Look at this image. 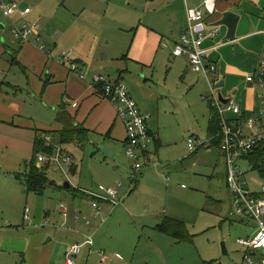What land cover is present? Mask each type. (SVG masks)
<instances>
[{"label":"rangeland","instance_id":"1","mask_svg":"<svg viewBox=\"0 0 264 264\" xmlns=\"http://www.w3.org/2000/svg\"><path fill=\"white\" fill-rule=\"evenodd\" d=\"M149 1L61 0L57 6L43 11L45 17L39 23L40 29L44 33L47 27L49 32L43 36L40 44L46 45L44 49L51 45L47 52H54V55L74 51L73 46L79 45L91 59L90 64H98L100 56H108L109 59H104L105 66L126 68V64L133 58L131 52L137 56L132 47L136 43L139 47L146 40L140 23L148 14L145 4ZM160 16L162 18V14ZM46 19L45 26L43 22ZM15 21L17 25L24 23ZM0 22L12 25L9 17ZM25 23L31 24L27 20ZM9 29L6 27L3 30L10 44L15 46V49H11L14 53H20L25 45L15 37L13 39ZM75 55L76 51L73 52V58ZM11 60L13 63L17 61L15 56ZM175 60L184 59L173 56L172 61ZM17 68L25 75L22 64L17 65ZM97 71L109 75L103 69ZM158 72L160 78L155 82L153 90L160 94L164 91L170 94L165 99L159 97L161 106L151 120L155 126L153 132H157L158 141L159 138L162 140V144L158 145L159 150L154 142L150 146L156 152L158 166L151 163L152 166H146L137 177L132 175L135 173L134 165L124 150H119L117 155L110 158L90 142L78 145L73 141L64 142L61 136L56 137L52 125L57 123L59 113L71 99L67 97L64 106H47L40 101V95L36 97L40 102L35 100L29 104L26 110L29 114H25L34 119L38 127L45 129L39 123L51 126L48 131L53 132L54 145L62 149L70 161L63 163V169L56 171L55 165L52 166L49 178L61 187L58 189L50 185L43 194L26 193L25 185L15 182L14 176L0 179L3 180L0 181V196L3 192H11L17 199V212L20 216L15 222L25 226L17 232L19 235H31L36 230L49 232L52 230L51 225H62L64 217H61L59 209L62 203L71 209L74 204L81 202L85 211L89 209L93 198L85 194L75 195L74 188L97 192L100 185L115 186L123 182L121 195L131 187L133 192L125 197L124 206L120 205L118 212L107 217V232H100L96 236L98 245L103 248L98 250H108L110 255L118 251L124 258L121 260L124 264H244V247L238 240L247 238L256 223L252 220L241 221L234 214L219 148L209 146L211 149L208 150L201 146L209 139L211 87L203 74L191 69V76L183 74L177 67L173 72L172 62L162 68L158 67ZM110 75L117 77L115 73ZM203 92L207 94V99L202 98ZM22 94L28 96L25 90ZM30 127L33 129L35 123ZM193 136L197 138L196 147L199 149L196 151L189 148L188 141ZM33 154L31 149L23 151V154L13 152V156L21 159L22 163L31 159ZM73 164L79 166L76 173L71 171ZM239 165L251 188L263 182L258 171L244 162ZM67 182L72 184L70 190L65 187ZM12 185L15 188H10ZM74 198L78 201L75 202ZM5 199L13 209L14 199ZM3 207L8 214L6 204ZM119 210L122 211L121 215ZM165 217H176L184 221L192 235L190 240L177 241L158 230L157 224ZM1 223L3 219L0 214ZM224 243L228 251L226 254L223 252ZM3 256L11 263L21 261L23 257L13 252Z\"/></svg>","mask_w":264,"mask_h":264},{"label":"crops","instance_id":"2","mask_svg":"<svg viewBox=\"0 0 264 264\" xmlns=\"http://www.w3.org/2000/svg\"><path fill=\"white\" fill-rule=\"evenodd\" d=\"M13 1H17L19 4L14 15V21H23L25 23L27 20L30 23L36 22L39 24L45 17L43 11L57 6L61 0H0V21L5 17L12 19L11 16L5 13L2 4L9 5ZM199 3V0H150L146 3L145 9H147L148 14L140 23L146 40L139 47L137 43L132 47V50H135L137 56L131 52V57L133 58L130 59V63L126 64V68H114L111 65L105 66L104 59H109L108 56H100L102 59L100 58L98 64H90L91 59L88 58V55L84 54L82 47H79V45L73 46L75 47L73 48L74 51L77 53L75 59H77L88 72V77L85 80L81 79L79 75L70 72L66 65H62L58 59L59 54L54 55V52H47L48 48H51V45H49L50 47L47 49H42L41 45L34 37L31 38L30 42L23 43L25 45L23 51L14 53L12 49H15V46L10 44V39L7 38L8 35L3 30L6 29V27L10 28L9 30L13 38V24L7 26V24L0 22L2 26V28H0V179L7 176H14V181L18 184H24L26 188L23 179L28 172V164L31 159H27L22 163L21 159L13 156V152L23 154V151L30 149L33 152L37 137H41V139L46 142V145H48L46 137L50 135L52 136L51 144H55L53 141V132H55L57 137L59 136V132L64 128L84 127L89 132V139L87 142L92 143L95 148H98L96 142L104 143L109 150L114 152V155L111 157L117 155L119 150H124L127 140L126 128L121 119L117 116L116 107L103 96L99 89H96L94 84H92L91 75L100 73V71H97L98 69H103L105 72L109 68L116 69V72H109V75L107 74L110 79H121L126 82L133 97L137 103H139L142 112L148 116V126L152 136L151 144L154 142L156 149H158V145H160V143L162 144V140L160 141L159 138L158 141L157 132L156 134L153 132L152 129H154L155 126L151 123V120L153 114L156 113L161 106L158 100L159 97L161 96L165 99L167 95H170L167 91L160 94L153 90L155 82L160 78L158 67L162 68L167 65V63L171 64L172 62L173 72L175 67H177L181 69L183 74L191 76V65L188 59L186 57H180L185 61L175 60L173 62L172 57L174 56L173 49L175 45L180 42L182 31L187 23V9L189 7H196ZM27 8L30 9V12L28 14H23L24 10ZM230 10L240 15L235 39L227 38L228 26L219 25V34L215 38H206L204 46L209 49L208 55L210 61L218 63L220 80L225 81V85L223 86L224 90H222L221 87L219 88V92L225 100L239 103L243 110L240 116L232 112L226 113V116L229 119L239 117L243 119L249 116L259 118L261 117V104L259 100L260 88L251 82H247V74L257 70L264 48V0H217L215 14L207 15L209 27L218 25L216 22L223 17L225 12ZM161 14L162 18L160 16ZM43 23H45L46 26L47 19ZM45 29L44 33L40 29V41H43V36L45 37L46 33L48 34L49 32L47 27H45ZM102 55H104V52H102ZM13 56L16 57V63H13L11 60ZM82 57L86 60L82 59ZM174 57L178 58V56ZM20 64L25 68L26 77L23 75V72L17 68V65ZM110 73H115L117 77H112ZM23 90L27 91L28 96L22 94ZM40 95L41 100L36 98ZM202 95L207 96L205 92H203ZM66 98L71 99V102L67 100L69 103L66 104L64 102ZM35 100H37L36 102L42 101L47 106L52 104H62L64 106V104H66L65 108L61 110L57 117V123L52 125L53 132L50 130L48 131L51 126L39 123V126L43 125L46 131L42 127L36 126V121L26 115L29 114L28 112L26 113L27 107ZM32 121L35 123L33 129L30 127V125L33 124ZM73 142H76L78 145L87 143H79L74 140ZM208 142L209 139L205 142L204 147L209 150L211 149L209 147L211 145L208 144ZM98 150L100 149L98 148ZM154 151L155 150L152 149L149 150L148 155H150L151 158L156 157V152ZM219 154L224 165L223 173L225 183L230 193L226 178L227 164L225 163L220 147ZM105 156L107 155L105 154ZM240 162H244L249 167L259 172L263 182H258V186L254 187V189L250 187L249 183L248 186L250 190L258 196H264V175L254 167L250 157ZM44 165L45 163H40L37 160L38 167L42 168ZM54 165L57 168L54 162L50 164V168L47 171L48 177L49 171ZM71 167L72 172L76 173L78 171L79 166L73 164ZM54 171H56V169ZM53 185L57 186V188L60 186L56 184L55 181ZM117 185L112 186L116 187ZM123 185L119 189V196L121 198L123 197V201L120 204L121 206H124L125 199L133 192L131 187L122 196L121 189ZM65 187L69 190L72 188L71 186ZM10 188L15 187L12 185ZM75 189L76 188L73 189L75 195L79 196L85 194L87 197H90L88 189ZM25 190L26 193H28L27 188ZM5 197H12L14 199L15 204L12 205L13 209L6 203ZM230 198L233 209L232 193H230ZM74 201L77 202L78 200L74 198ZM3 204H6V208H8V214L5 213ZM63 204L65 205V203H62L59 206L61 217H64V219H62V225H51L52 230L49 232H39L36 230V232L31 235H19L17 232L21 230V227L25 226H20L15 222L20 216L17 212V208L19 207L17 199L11 192H3L0 196V214L3 219V224H0V264H65V255L69 247L74 243L82 244L83 241L90 236L95 239V244L91 246V248L89 246L85 247L83 253L76 256L75 259L78 260V264H124L122 263L123 261H121L124 258L118 251H114V253L110 255L107 252L108 250H98L103 248H100L96 239L98 233L101 232L102 234V232H107L106 226L108 224L107 221H109L107 217L112 215L113 212H118V207H120V205L112 210L109 203L104 202L103 206L106 205V207H103L102 211L96 214L92 206H89V209L85 211L84 205L80 202L74 204L71 209L67 205L68 215L65 216L62 212ZM119 212L121 215L122 211L119 210ZM25 216L27 219V215ZM101 216L102 219L98 220ZM237 216L241 221H251L239 215ZM253 222L256 223L255 221ZM257 227V223L256 226H252V232L247 238L252 237ZM49 236L52 237V240L47 241L46 238ZM245 251L246 248L244 247L243 254ZM11 252L15 253L16 256H23L22 260L11 263L5 259L3 255Z\"/></svg>","mask_w":264,"mask_h":264},{"label":"built area","instance_id":"3","mask_svg":"<svg viewBox=\"0 0 264 264\" xmlns=\"http://www.w3.org/2000/svg\"><path fill=\"white\" fill-rule=\"evenodd\" d=\"M196 7H189L187 23L182 31L181 40L173 49L174 56L187 58L191 69L197 73L203 74L212 90L209 98L212 106L216 107L222 117L220 129V150L227 164L228 188L233 197V209L235 214L248 220H253L258 224L257 230L250 238H239V243L246 248L244 255V264H264V196H258L248 187V181L245 172L241 169L239 163L255 151L259 143L264 142V48L261 59L256 71L247 74V82H251L260 88L259 100L261 104V114L259 118L254 116L229 119L226 113L232 112L236 115H242L243 110L239 103L228 100L224 103L220 100V92L216 85L220 82L218 63L210 61L209 49L204 46L206 38H215L220 32V26L209 27L207 15H214L216 12L217 0H199ZM18 2L13 1L9 5L2 4L5 13L11 16L13 21V34L20 43L30 42L31 38L37 39L40 44V29L36 22L16 24L14 15L18 8ZM30 9L24 10L23 14H28ZM41 45V44H40ZM44 49L45 46L41 45ZM59 62L68 66L70 72L79 75L83 80L87 79L84 67L73 58V51H64L58 55ZM92 84L99 89L103 96L115 105L117 116L123 122L126 128L127 140L125 143V152L135 169L132 174L137 177L146 166L155 164L158 166L156 157L151 158L149 153L152 136L148 126V116H146L139 103L133 97L126 82L123 80H111L107 74L94 73L91 75ZM203 98L207 96L203 95ZM77 106L76 104H73ZM196 137L189 138V148L196 151ZM46 141L54 146V153L47 155L38 154L40 163L54 162L57 169H63L62 164L70 161V157L59 147L51 144L52 136H47ZM205 146V143L201 144ZM123 182H119L116 187L100 185L97 192H88L93 198L92 208L96 214L103 209V203L107 202L112 210L119 206L123 198L119 196V189ZM67 205H62V212L65 216ZM94 239L90 236L82 244H72L65 255V264H77L75 259L83 248L94 246Z\"/></svg>","mask_w":264,"mask_h":264},{"label":"trees","instance_id":"4","mask_svg":"<svg viewBox=\"0 0 264 264\" xmlns=\"http://www.w3.org/2000/svg\"><path fill=\"white\" fill-rule=\"evenodd\" d=\"M210 112V124H209V144L211 146L218 147L221 143L220 129L222 123V117L220 116L216 107L212 106L211 101L209 105ZM62 140L65 141H78L79 143H85L89 139V132L84 127L64 128L59 132ZM33 156L28 164V172L26 173L23 182L26 184L28 193L43 194L50 185L54 184V181L48 177V169L53 162H45V165L40 168L37 166L38 154L45 153L52 155L54 153L53 145H46L41 137H37L34 143ZM250 157L254 167L258 169L264 175V142L259 143L253 153H250ZM21 177V176H20ZM72 187V185H70ZM69 186V187H70ZM158 229L168 234L177 241L190 240L191 233L188 230L187 225L184 222L176 219L166 217L158 225Z\"/></svg>","mask_w":264,"mask_h":264},{"label":"water","instance_id":"5","mask_svg":"<svg viewBox=\"0 0 264 264\" xmlns=\"http://www.w3.org/2000/svg\"><path fill=\"white\" fill-rule=\"evenodd\" d=\"M239 20H240V15L238 13H236L235 11L230 10L228 12H225L223 14V17L220 20H218L216 22V24L228 26L229 30H228L227 38L235 39V37H236V29H237V26H238L237 23L239 22ZM106 72H108V73L109 72H116V69L109 68V69L106 70ZM224 85H225V81L221 80L220 82L217 83L216 86L218 88H221ZM220 100L223 101L224 103H228V101L223 98L222 94H220ZM96 145L107 156L111 157L112 155H114V152L112 150H109L104 143L96 142ZM66 186L69 187L70 183L67 182ZM49 240H52V237H49L48 241ZM223 252L225 254L228 252L225 243L223 244Z\"/></svg>","mask_w":264,"mask_h":264}]
</instances>
